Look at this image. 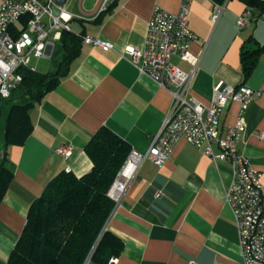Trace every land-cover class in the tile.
<instances>
[{"label":"crops","instance_id":"crops-1","mask_svg":"<svg viewBox=\"0 0 264 264\" xmlns=\"http://www.w3.org/2000/svg\"><path fill=\"white\" fill-rule=\"evenodd\" d=\"M102 1L65 3L71 30L81 33L85 29L87 36L111 42L114 48L82 42L69 76L30 110L32 134L23 145L9 150L13 180L0 203V264L8 263L30 206L48 182L62 171L81 177L91 170L93 162L84 147L93 134L106 126L132 149L146 153L171 108V92L139 73L122 53L142 45L154 6L175 13L181 0H116L103 22L94 24L103 11ZM223 7L213 23L212 0L192 4L189 25L199 40L191 51L204 49V53L191 91L205 105L219 82L263 91L245 114L240 150L262 173L264 204V55L245 82L240 63V49L249 35L264 45V13L250 26L240 27L237 21L246 6L227 0ZM172 61L190 69L178 57ZM238 107L230 102L221 115V130L235 122ZM61 145L73 146L70 158L56 152ZM230 168L227 162H213L185 140L176 144L161 166L144 161L105 225L124 242L116 264H243L238 230L225 196L232 178ZM157 192L162 194L156 196Z\"/></svg>","mask_w":264,"mask_h":264},{"label":"built area","instance_id":"built-area-1","mask_svg":"<svg viewBox=\"0 0 264 264\" xmlns=\"http://www.w3.org/2000/svg\"><path fill=\"white\" fill-rule=\"evenodd\" d=\"M112 0H103L101 11ZM195 0H181L179 11L171 13L159 5L154 6L141 46L128 47L123 57L128 58L139 73L148 75L161 87L171 92L173 101L165 117L161 131L146 153L132 149L119 172L108 195L115 202L125 193L141 164L152 161L158 166L171 157L181 140L200 149L213 162H227L232 178L226 191L229 205L239 235L243 264H264V204L262 173L253 168L250 158L240 150L246 127L247 110L263 91L247 85L214 86L209 105L203 104L191 89L204 49L195 53L191 47L199 40L191 29L190 15ZM53 0H0V96L6 99L22 82L21 68L38 70L41 58L52 59L56 42L63 30H69L70 17L65 7H58L54 15ZM224 9L214 5L211 20L216 22ZM250 12L238 18L240 27L250 26ZM83 43L105 50L114 45L99 37L85 36ZM173 57L190 65L184 70L175 65ZM230 102L239 105L233 124L221 128V115ZM72 145H61L56 152L70 158ZM162 192H157L160 196ZM113 257L108 264H116ZM189 264H196L194 261Z\"/></svg>","mask_w":264,"mask_h":264},{"label":"trees","instance_id":"trees-1","mask_svg":"<svg viewBox=\"0 0 264 264\" xmlns=\"http://www.w3.org/2000/svg\"><path fill=\"white\" fill-rule=\"evenodd\" d=\"M115 1L97 15L94 24L103 22L116 7ZM226 1L212 0L214 5ZM239 1L250 12V23L263 15L264 0ZM85 36V29L81 33L71 28L63 30L52 56L55 69L40 72L21 68L22 82L10 97L0 96V119L7 112L0 125V203L13 180L10 148L23 145L32 134L30 110L69 76ZM263 55L264 45L249 35L240 49L243 82L251 77ZM84 148L93 167L81 177L62 171L48 182L41 196L32 202L7 264H85L88 260L108 264L121 254L123 240L105 227L116 205L108 192L132 148L106 126L93 134Z\"/></svg>","mask_w":264,"mask_h":264},{"label":"rangeland","instance_id":"rangeland-1","mask_svg":"<svg viewBox=\"0 0 264 264\" xmlns=\"http://www.w3.org/2000/svg\"><path fill=\"white\" fill-rule=\"evenodd\" d=\"M37 67H38V70L37 71H40V72L53 71V69H54V63H53V61L51 59L41 58L38 61ZM2 127L0 126V128H1L0 130H2Z\"/></svg>","mask_w":264,"mask_h":264},{"label":"water","instance_id":"water-1","mask_svg":"<svg viewBox=\"0 0 264 264\" xmlns=\"http://www.w3.org/2000/svg\"><path fill=\"white\" fill-rule=\"evenodd\" d=\"M54 4H56V6L54 5L53 7V12L54 15H57L59 13V8L58 7H64L67 3L68 0H53Z\"/></svg>","mask_w":264,"mask_h":264}]
</instances>
